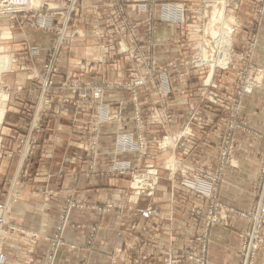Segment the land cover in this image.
<instances>
[{"label":"rangeland","instance_id":"1","mask_svg":"<svg viewBox=\"0 0 264 264\" xmlns=\"http://www.w3.org/2000/svg\"><path fill=\"white\" fill-rule=\"evenodd\" d=\"M75 3L71 7L68 0H55L56 6L51 9L36 0L34 7L43 6L39 8L43 9L41 16L32 10L13 20L0 18L14 24L24 19L29 27L51 35L39 69L31 61L35 71L28 80L38 93L34 105L29 101L23 113L29 121L39 114L40 124L29 127L32 129L20 138L18 149L29 154L37 151L40 141L47 146L44 134L49 128H43L41 122L53 121L59 114L54 92L72 90L73 98L62 95L60 103L71 105L73 114L84 120L70 134L71 148L80 161L74 174L91 180L100 174L122 178L126 184L124 195L131 202L139 198L169 201L178 206L172 208L173 216L184 215L181 221L172 220L170 230L163 235L160 230L164 222L157 220H166L164 217L158 216L153 222L148 219L141 228L137 225L135 235L141 237L135 241L134 236L130 237L133 239L127 245L124 241L126 247L119 250L118 261L114 255L112 264H212L211 252L219 240L213 238L212 229L216 225L229 226L228 211L240 213L246 220L245 226L233 228L240 239L238 264H244L243 246L251 241L244 234L256 228L252 215L264 202V155L253 206L241 212L224 206L220 200L226 167L236 149L235 135H264L249 126L248 111L244 110L246 97L264 92V56L256 57L264 26V0H100L102 23L90 28L93 43L86 48L80 70L57 85L55 77L68 51L86 37L82 34L84 27L77 26L76 21L82 0ZM133 9L141 12L138 18L130 13ZM8 31L0 28V59L8 55L13 62L3 44L11 39ZM27 52L34 60L41 57L42 49ZM12 64L14 70L16 63ZM0 69L5 70L4 66ZM7 88V93L0 91L2 107L11 89L6 85L0 89ZM121 106L129 108V117L122 109L117 110ZM123 116L131 127L116 128L112 133L111 166L103 174L99 167L102 150L106 149L105 132L110 125L123 122ZM41 129L42 133L37 132ZM49 130L60 131L61 127ZM205 136L217 138L214 141L218 144L210 143ZM1 147L2 136L0 151ZM199 151L210 158L198 160ZM156 154L165 155L162 158ZM61 165L67 166L64 162ZM6 193L0 204L9 206L12 212L21 190L11 188ZM85 205L84 199L71 195L65 198L43 264H57L59 251L66 246L65 231L73 225L71 213ZM97 208L107 211L114 205ZM135 228L132 224L131 232ZM99 229L98 224L90 227L87 246L94 245ZM6 230L0 237L3 250L9 224ZM257 230L260 246L253 254L254 264H258L264 248V222ZM68 247L77 249L73 244Z\"/></svg>","mask_w":264,"mask_h":264},{"label":"crops","instance_id":"2","mask_svg":"<svg viewBox=\"0 0 264 264\" xmlns=\"http://www.w3.org/2000/svg\"><path fill=\"white\" fill-rule=\"evenodd\" d=\"M42 1H48L52 8L56 6L55 0ZM99 7H101L100 0H82V8L77 14L76 21L77 26L84 27L82 34L86 33V37L80 39L68 51L62 61L59 74L55 77L57 85L62 83L65 76H71L80 70L86 48L91 47L93 43L90 38V28L95 24L100 26L102 23ZM130 13L137 18L141 15V12L136 9L131 10ZM19 22L14 24L4 20L0 21V28H8V32L12 35L11 39H6L7 41L3 44L11 54L13 62L16 63L14 70L12 68L9 71L4 70L1 74L2 85L9 86L11 92L9 98L5 99V103H3L5 105L3 107V122L1 121L0 125V136H2L0 199H3L11 188L21 190L20 199L12 204L9 218L10 231L4 243V251L7 254L5 264L44 263L49 248L48 240L55 232L60 208L68 195L84 199L86 205L84 208L74 209L71 213L73 225L65 231L66 246L60 249L57 264H112L114 255L118 261L119 250L121 247H126L124 241L127 245L133 239L130 237L134 236V241L141 237L135 235L137 234L136 230L139 231L137 225L141 228L148 219V222H153L158 219V216L164 217L166 220H157L161 224L164 222V227H161L160 230L162 231L160 235H163L165 231L170 230L172 223L181 221L184 215L174 214L175 216H173L172 208L178 206L172 205L169 201L161 203L156 200L139 198V200L131 202L124 195L126 194V184L122 178L100 174L91 180L77 173L74 174V171L80 168V161L71 148L73 137L70 134L84 120L81 115L73 114L71 105L60 103L62 95L68 96L69 99L73 98L71 97L73 96L72 90L62 93L56 89L54 92L56 95L55 104H57L55 109L59 111V114L54 116L53 121H46L44 124L41 122V125L46 129L60 126L61 130L52 132L48 129V134H44L45 139L48 137L47 146L40 141L37 151L29 154L26 150L18 149L20 138L26 133L29 134L32 129L29 127L40 124L39 114L36 115L34 121H29L24 118L23 113L26 110V105H29V101H32L30 104L34 103L38 93L32 82L28 80L29 75L35 71L32 62L39 69L45 50L51 42L50 33L29 27L24 19ZM85 26H87L86 29ZM160 27L158 28L160 29ZM261 27L257 58L261 57V54H263L262 57L264 56V26ZM33 48L42 49L41 57L34 60L29 57L27 51ZM20 87L22 89H19ZM117 98L121 99L119 96ZM246 100L244 110L248 111L249 126L264 133V92H256L254 95L246 97ZM121 109L123 114H128L126 117H129V108L126 106L117 108V110ZM123 118L125 117L123 116ZM127 119L125 118L119 124L110 125L105 132L103 145L106 146V149L102 150L103 155L99 167L103 174L111 166L112 159L109 152L114 138L112 133L116 128H130L131 123ZM42 130L37 132L42 133ZM39 133L36 135L42 138V134ZM42 139L44 140V137ZM204 139L218 144L214 141L217 140L215 137L205 136ZM234 143H236V149L231 156L230 164L226 167L220 201L226 207L246 212L255 201L256 181L264 155V135L260 137L235 135ZM199 152L198 160L207 158L204 156V152ZM156 155L163 158L165 154ZM213 160L215 161V159ZM63 162L67 166L61 165ZM185 166L188 167V164ZM108 203H112L114 208L107 211L97 208L99 205L105 206ZM144 212L146 216L143 215ZM228 213L229 226L216 225L212 229L213 238L219 239L211 252L212 264H238L239 262L240 239L238 232L233 228L238 224L245 226L246 220L240 216V213H233V211H228ZM172 220L175 221L170 223ZM93 224H98L100 229L94 245L90 247L87 246V239ZM132 224L136 225L134 233L130 230ZM220 236L222 239L219 238ZM217 239L215 240L217 241ZM69 244L76 245L77 249L69 248ZM259 256L258 264H264V248L260 251Z\"/></svg>","mask_w":264,"mask_h":264},{"label":"built area","instance_id":"3","mask_svg":"<svg viewBox=\"0 0 264 264\" xmlns=\"http://www.w3.org/2000/svg\"><path fill=\"white\" fill-rule=\"evenodd\" d=\"M70 2V6L73 7L76 5V0H68ZM35 0H0V18H7L10 20L18 18L23 13H28L32 10H35V14L41 16L43 14L42 8L44 5H47L51 9H53L48 2L43 1V6L34 7ZM71 11V10H70ZM69 11V13H70ZM65 13V11L63 12ZM2 87V79L0 75V89ZM4 93L8 92V88L6 90H0ZM264 173V169H263ZM11 208L7 205L0 204V237L4 236L8 230L5 231V226L9 224ZM251 218V217H250ZM252 218L255 220L256 228L252 232H246L244 234V238H250L251 241L247 244V242L243 246V253H246V260L244 264H254L253 254L255 251L259 249L260 242L257 241L258 235V226L264 222V202L260 203L257 209L255 210ZM7 261V254L1 248L0 245V264H5Z\"/></svg>","mask_w":264,"mask_h":264},{"label":"bare ground","instance_id":"4","mask_svg":"<svg viewBox=\"0 0 264 264\" xmlns=\"http://www.w3.org/2000/svg\"><path fill=\"white\" fill-rule=\"evenodd\" d=\"M222 1V0H221ZM35 2H36V0H35ZM223 22V21H222ZM231 29V28H230ZM218 33V32H217ZM219 34V33H218ZM222 38H224L223 36H221ZM217 39V38H216ZM219 39V38H218ZM223 41V40H222ZM224 41H225V39H224ZM223 41V42H224ZM219 43H221V42H219ZM222 44V43H221ZM220 44V45H221ZM223 45V44H222ZM225 45V44H224ZM205 54V53H204ZM219 55V54H218ZM228 55V54H227ZM206 59V58H205ZM214 59V58H213ZM221 59H224V58H221ZM216 60V59H215ZM214 60V61H215ZM218 60V59H217ZM210 61V60H209ZM218 62V61H217ZM11 59H9V56L8 55H3L2 57H1V59H0V67H2V66H4V69L5 70H10L11 69ZM211 64V63H210ZM3 69V68H2ZM1 70V69H0ZM214 70V69H213ZM2 71V70H1ZM4 97V96H3ZM3 99V98H2ZM1 99V100H2ZM3 114H4V110H3V107L2 106H0V125H1V121H2V119H3ZM3 122V121H2ZM148 183V182H147ZM150 184H152V183H150ZM151 186V185H150Z\"/></svg>","mask_w":264,"mask_h":264}]
</instances>
